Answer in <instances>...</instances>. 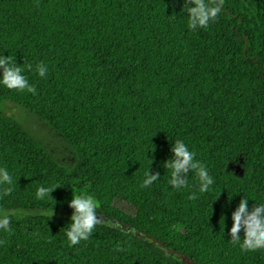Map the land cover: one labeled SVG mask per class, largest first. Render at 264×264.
<instances>
[{"label":"trees","instance_id":"1","mask_svg":"<svg viewBox=\"0 0 264 264\" xmlns=\"http://www.w3.org/2000/svg\"><path fill=\"white\" fill-rule=\"evenodd\" d=\"M181 6L0 0V52L36 88L0 87V97L39 115L80 155L77 167L62 165L0 112V166L14 178L0 208H69L73 189L132 228L97 224L70 248L68 217L9 214L0 264H183L171 251L189 263L264 264V251L228 241L243 194L251 207L264 202V0H223L216 20L194 31ZM174 139L208 168V192L190 199L193 189L169 188L163 163ZM148 168L160 177L141 189ZM40 184L56 186L52 199L34 198Z\"/></svg>","mask_w":264,"mask_h":264},{"label":"clouds","instance_id":"2","mask_svg":"<svg viewBox=\"0 0 264 264\" xmlns=\"http://www.w3.org/2000/svg\"><path fill=\"white\" fill-rule=\"evenodd\" d=\"M222 5L223 0H182L180 12L183 15L186 13V27L194 31L207 28L211 22H214ZM34 70L38 76L45 77L48 66L45 62L38 61ZM24 72L25 69L21 67V64H17L12 56L9 54L5 56L3 52H0V87L26 91L34 95L36 93L35 85L29 83ZM171 141L169 148L171 155L163 163V168L167 169L168 173L167 184L169 188L173 190L193 189L194 192L193 195H190V199L194 198V193L208 192L210 186L213 185V179L206 165L196 158L195 152L190 150L184 140L174 139ZM189 173H192L194 178V183L191 185L188 183ZM159 177V173L150 174L148 168L143 174L139 187L141 189L147 188ZM13 179L9 170L0 166V200L11 194ZM55 188L56 186L53 185L40 184L35 189L34 198L36 200L52 199L50 193ZM231 196L229 195V200ZM68 207L72 209V212L66 224L67 227L64 228L63 236L67 246L71 248L90 238L95 226L101 222V217L97 214V200L87 193H74L72 189V197L68 202ZM51 214L52 208L50 209V216ZM221 217L224 220L223 215ZM231 221V227L228 229L229 242L237 245L243 252L264 251V202H255V207H251L249 198L243 194L235 210L231 212ZM9 230V212L0 208V233H6ZM241 232L243 238H241ZM3 243L4 241L0 240V244Z\"/></svg>","mask_w":264,"mask_h":264},{"label":"rangeland","instance_id":"3","mask_svg":"<svg viewBox=\"0 0 264 264\" xmlns=\"http://www.w3.org/2000/svg\"><path fill=\"white\" fill-rule=\"evenodd\" d=\"M0 112L12 120L19 123L25 130H27L30 134H32L45 148L50 152V154L62 165L75 168L79 165L80 155L77 150L68 143L65 137L58 132L55 128H53L47 121L41 118L36 113L30 111L17 101L8 98V97H0ZM98 203V202H97ZM121 207L125 210H129L130 208L125 205H121ZM9 212V214L13 215H27V214H46L50 215L51 208H2ZM72 212L71 208L62 207L59 209L52 208L53 216H61V217H70ZM97 214L101 217V222L99 224H108L114 226L116 228H123L127 230H131L132 228L128 225L115 220L103 216L99 211V203L97 208ZM176 259L181 261L183 264H189L186 258L182 255L171 251Z\"/></svg>","mask_w":264,"mask_h":264},{"label":"water","instance_id":"4","mask_svg":"<svg viewBox=\"0 0 264 264\" xmlns=\"http://www.w3.org/2000/svg\"><path fill=\"white\" fill-rule=\"evenodd\" d=\"M189 264H197V263H195V262H190Z\"/></svg>","mask_w":264,"mask_h":264}]
</instances>
